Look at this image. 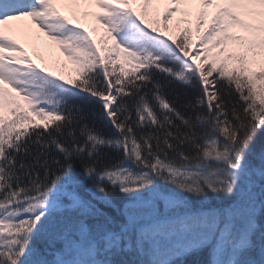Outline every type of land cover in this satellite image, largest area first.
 <instances>
[{
    "label": "snow or ice",
    "instance_id": "obj_1",
    "mask_svg": "<svg viewBox=\"0 0 264 264\" xmlns=\"http://www.w3.org/2000/svg\"><path fill=\"white\" fill-rule=\"evenodd\" d=\"M153 3L0 0V264H264V0ZM24 17L74 77L32 61Z\"/></svg>",
    "mask_w": 264,
    "mask_h": 264
},
{
    "label": "rangeland",
    "instance_id": "obj_2",
    "mask_svg": "<svg viewBox=\"0 0 264 264\" xmlns=\"http://www.w3.org/2000/svg\"><path fill=\"white\" fill-rule=\"evenodd\" d=\"M167 4L168 0H154V3L149 9V19L151 20L158 17ZM57 7L62 14L73 18L74 24H82L94 40H97L98 43L102 41L104 30L95 23L91 15H82L85 11L91 13L98 11V9L94 6L85 4H81L78 8L70 4H58ZM173 7L179 10H174L169 17L168 23L169 30H171L170 32L174 34L178 27L183 28L188 26L192 28L191 39L195 41L196 33L194 23L185 25L183 23V13L185 10L194 13L196 6L181 4ZM74 13L75 15H73ZM187 19L192 21L193 17L189 15ZM5 28L10 30L11 34L17 38L18 42L22 45L27 55L31 57L34 63L47 68L49 71L65 79L72 78L76 75L75 65L65 56L55 42L49 40L43 32H40L36 28L35 24H33L29 18L24 17L19 20L9 21L8 24L5 25Z\"/></svg>",
    "mask_w": 264,
    "mask_h": 264
},
{
    "label": "trees",
    "instance_id": "obj_3",
    "mask_svg": "<svg viewBox=\"0 0 264 264\" xmlns=\"http://www.w3.org/2000/svg\"><path fill=\"white\" fill-rule=\"evenodd\" d=\"M161 9H163V8H161ZM161 9H160V10H161ZM169 31H171V30H169ZM58 76H60V75H58Z\"/></svg>",
    "mask_w": 264,
    "mask_h": 264
}]
</instances>
